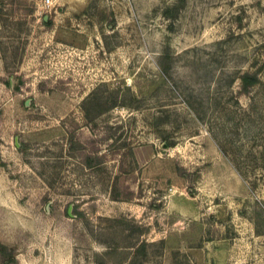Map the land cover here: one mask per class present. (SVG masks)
Returning <instances> with one entry per match:
<instances>
[{
  "label": "rangeland",
  "instance_id": "obj_1",
  "mask_svg": "<svg viewBox=\"0 0 264 264\" xmlns=\"http://www.w3.org/2000/svg\"><path fill=\"white\" fill-rule=\"evenodd\" d=\"M42 1L0 0V264H264V0Z\"/></svg>",
  "mask_w": 264,
  "mask_h": 264
},
{
  "label": "trees",
  "instance_id": "obj_2",
  "mask_svg": "<svg viewBox=\"0 0 264 264\" xmlns=\"http://www.w3.org/2000/svg\"><path fill=\"white\" fill-rule=\"evenodd\" d=\"M176 9V7L173 8H169L165 10V14L172 16V14L174 13L173 11ZM47 24H50V22H46ZM258 83V78L256 76V74H251L248 72H244L241 76H240V85H239V93H245L248 94L252 88H254ZM264 149V146H263ZM224 154H227L226 150L224 148H222ZM264 151V150H263ZM263 156H264V152ZM236 170L239 172L240 175H242L243 177H245L244 175V168H242L240 165H235ZM0 253L4 256L7 257L9 260V263L12 261L14 253L13 251L4 243H2L0 241Z\"/></svg>",
  "mask_w": 264,
  "mask_h": 264
},
{
  "label": "built area",
  "instance_id": "obj_3",
  "mask_svg": "<svg viewBox=\"0 0 264 264\" xmlns=\"http://www.w3.org/2000/svg\"><path fill=\"white\" fill-rule=\"evenodd\" d=\"M51 3H52V0H43L41 7H43L44 9H47L51 6Z\"/></svg>",
  "mask_w": 264,
  "mask_h": 264
},
{
  "label": "water",
  "instance_id": "obj_4",
  "mask_svg": "<svg viewBox=\"0 0 264 264\" xmlns=\"http://www.w3.org/2000/svg\"><path fill=\"white\" fill-rule=\"evenodd\" d=\"M47 19H48V15L45 16V20H47ZM28 102H29V100L26 102V104H28ZM70 208H71V207H69V209H68V212H69V213H70Z\"/></svg>",
  "mask_w": 264,
  "mask_h": 264
}]
</instances>
